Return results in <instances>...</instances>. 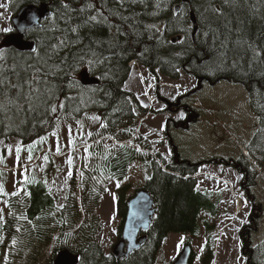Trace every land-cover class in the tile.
<instances>
[{
	"label": "trees",
	"instance_id": "obj_1",
	"mask_svg": "<svg viewBox=\"0 0 264 264\" xmlns=\"http://www.w3.org/2000/svg\"><path fill=\"white\" fill-rule=\"evenodd\" d=\"M14 2L18 4L17 10L24 5L45 3L51 17L39 28L26 32V39L36 45L35 52L0 46L3 55L0 59V142L14 140L28 145L50 135L61 121L80 118L88 112L94 113L102 124L97 130L93 129L82 154L80 198L71 189L59 207L45 183L37 181L9 199L7 221L0 225L3 241L0 254L4 248L5 264H14L24 249L31 251L34 259L40 252H50L49 264L61 250L77 255L78 264H156L168 235L194 236L200 226L211 228L201 216L216 217L217 205L207 193L197 190L193 176L213 161L232 167L243 176L241 183L251 212L255 215L259 212L248 190L249 184H256L251 168L236 158H210L199 163L181 160L171 133L173 127L186 131L191 126L188 118L192 119L190 113L195 112L188 103L181 104L182 98L225 83L245 90L250 111L260 121L253 146H263L260 137L264 136V0H187L188 23L193 11L198 27L194 36L191 27L186 35L181 26H175L170 9L153 16L155 0H125L123 6L115 0H91L95 10L108 16L109 22L88 27H79L88 13L76 11L84 7L86 0H65L73 9L65 18H61V0ZM180 3L181 0H175L173 6ZM209 4L218 11L205 13ZM109 9L118 10L119 15H109ZM201 13L208 18L207 25H202ZM151 24L159 26L160 32L145 27ZM166 25L173 26L166 28ZM72 28L78 30L73 32ZM3 36L0 33V45ZM172 36H181L183 42L172 44ZM131 61L157 83L159 76L178 80L181 73L196 81L195 87L175 102V107L180 103L178 108L188 114L187 118L183 122L166 121L162 133L172 150L170 163L159 153L145 154L143 151L152 152L154 146L141 135L131 141V145L140 150L131 145L106 148L99 141L106 136L118 142L131 140L138 127V114L147 113L136 97L123 88L130 75ZM83 70L98 79L99 84L82 86L78 75ZM46 88L51 89V96L44 94ZM50 107H56L57 111L51 112ZM78 145L76 143L75 148ZM247 150L251 152L250 148ZM135 163H145L150 171L148 180L139 189L144 188L152 197L155 216L145 244L127 258L116 260L105 255L95 242L100 228L96 210L106 184L125 179ZM70 181L72 188L76 187V176ZM127 189L126 186L117 190L119 231H122L127 210ZM80 207L84 218L79 213ZM251 230L253 226L248 225L239 232L242 254L246 264H264L262 255L250 245ZM7 240L10 248L5 247ZM213 260V245L208 241L200 264H212Z\"/></svg>",
	"mask_w": 264,
	"mask_h": 264
},
{
	"label": "rangeland",
	"instance_id": "obj_2",
	"mask_svg": "<svg viewBox=\"0 0 264 264\" xmlns=\"http://www.w3.org/2000/svg\"><path fill=\"white\" fill-rule=\"evenodd\" d=\"M17 8L18 4L14 0H0V33L11 32L5 29L12 30L10 21ZM139 69L142 80L136 74V70L131 69L124 90L135 94L141 106L153 113H150L148 120L140 126V135L152 143L154 154L162 152L170 162L172 150L169 144L166 146L168 141L162 136L165 130L163 127L167 118L173 119L174 122H183L187 118L188 114L178 108L180 103L178 107H175V102L193 89L195 79L181 73L178 81L159 76V83H155V80L143 68ZM144 89L148 92L144 93ZM162 100L167 101L166 104ZM180 102L181 104L188 103L195 113L191 112L192 119L188 118L192 126L189 134L172 128V143L178 148H175L176 154L181 160L186 159L191 163H199L210 158H236L251 169L257 168L256 171L254 170L256 184H249L248 190L259 207V212H256V215L251 214V205L244 192L241 175L232 167L220 165L218 161H213L215 165L203 166L197 177V189L207 193L210 200L217 205L216 217L207 214L201 216L209 222L211 229L207 230L204 226H200L194 238L188 234H170L162 245L156 264H171L187 241L192 243L193 252L196 253L193 264H199V258L203 252L202 247L207 237L212 243L215 242L213 264H245V258L241 256V242L238 233L246 224L253 226V230L249 232L251 247L264 258V144L262 147L261 145L253 146L252 140L260 121L258 122L257 117L250 111L245 90L240 86L221 83L213 88L206 87L199 94L182 98ZM167 109L174 113L171 114L166 111ZM144 115L138 114V122ZM93 117L97 116L88 112L80 118H68L61 121L50 135L39 138L28 145H22L14 140L0 142V185L3 186L4 192L8 193V195H0V217H2L0 224L7 221L8 201L14 196L12 194L23 193L25 187L31 182H44L49 192L55 196L59 207L63 205L71 189L77 193L78 198L81 197L80 174L77 175L78 166L93 129L97 130L102 124L99 118L93 119ZM262 130L264 132V128ZM260 138L264 143V136ZM57 142L60 147L59 154L56 152ZM76 143L80 145L75 148ZM17 147L21 149L19 160L16 154ZM246 147L250 148L252 153L248 150V156H243L240 148L246 150ZM9 149L11 152L8 151ZM29 155L32 157L31 160L28 159ZM147 155L152 156L150 153ZM45 156L48 157L47 161L44 160ZM68 159L72 160L71 165L68 164ZM69 172L72 176H76V187L74 188L70 181L72 176H68ZM149 176L150 171H147L145 163H135L129 168L125 179L119 182L109 181L106 184L96 210L100 228L95 235V242L102 248L105 255H110L121 235L118 229L120 218L117 213V190L127 186L125 197L130 198L136 190L143 186ZM237 201L239 208L236 207ZM80 213L85 215L81 211ZM249 217L253 218L254 222H249ZM181 237L184 238V242L177 249ZM8 241L5 243L6 248H10ZM2 245L0 235V251ZM30 254L31 251L24 249L13 263L49 264L50 252H40L35 259ZM0 258V264L7 263L4 248ZM9 260L11 261L12 257Z\"/></svg>",
	"mask_w": 264,
	"mask_h": 264
},
{
	"label": "water",
	"instance_id": "obj_3",
	"mask_svg": "<svg viewBox=\"0 0 264 264\" xmlns=\"http://www.w3.org/2000/svg\"><path fill=\"white\" fill-rule=\"evenodd\" d=\"M51 16V11L47 4L25 5L11 19L12 33L3 36L1 46L3 48H14L19 52H35L36 45L33 41L26 40L24 28H39L41 22ZM35 19H32V18ZM193 24L194 36L197 31V23L193 14L190 16ZM180 41L179 37L171 38L172 44ZM79 80L82 86H95L99 80L91 77L87 71L79 73ZM155 210L153 200L146 190L138 191L127 203V212L124 221L121 240L113 248L112 255L116 260L127 258L133 252L139 250L146 241V233L149 230ZM191 248L186 246L173 264H189ZM78 257L67 250L59 252L53 264H77Z\"/></svg>",
	"mask_w": 264,
	"mask_h": 264
},
{
	"label": "snow or ice",
	"instance_id": "obj_4",
	"mask_svg": "<svg viewBox=\"0 0 264 264\" xmlns=\"http://www.w3.org/2000/svg\"><path fill=\"white\" fill-rule=\"evenodd\" d=\"M116 3L120 4L121 6H123L125 0H115ZM233 2H235V0H233ZM175 3V0H155V8L156 11H154L152 13L153 16H157L160 14V12L162 11H166V10H171L172 12V21H174L175 26H181V30L185 32V34L187 35L188 32V28L191 27V25L188 23V16H187V8L185 6V3H180L177 4L175 6H173ZM102 7L104 6V3L102 2ZM60 8L62 10V17L61 18H65L68 15H70L73 12V9L71 7V4L65 2V0H61V4H60ZM76 11H78L79 13L83 14V13H88V15L84 18V20L82 21V24L79 27H88L92 24H108V16H105L101 11H96L95 10V6L94 4L91 2V0H86V3L84 5V7H81L79 9H77ZM211 11L213 13L217 12L218 10L215 8L211 7V4H209V7L206 8L204 10V12H208ZM108 14L109 15H119V11L118 10H112L109 9L108 10ZM32 19H35L34 17ZM66 22H68L66 20ZM201 22L202 25H207L208 24V18L204 15V13H201ZM169 26H173V25H166L165 27H169ZM210 27V25H208ZM147 29L152 30L155 29V31L157 33L160 32V27L155 25V24H151V25H146L145 26ZM31 27H27L24 28L23 31L25 32H29L31 31ZM78 29L77 28H72L71 31L76 32ZM119 31V29H117ZM5 31H11V29H5ZM205 35H207V33H204ZM181 43L183 41H180ZM251 47V46H250ZM33 51H35V49H33ZM258 55V53H257ZM3 58L2 53H0V59ZM89 63L91 64L92 62L89 61ZM43 83V81H42ZM45 95L47 96H51V89L46 88ZM0 111H2V106H0ZM50 111L55 113L57 111L56 107H50ZM93 119H98V117H93ZM70 131V130H69ZM53 135H55V133H53ZM69 141L71 143V137L69 136ZM20 148L17 147L16 149V154H17V160H19V152H20ZM9 152H11V149L8 150ZM87 151V149L85 150ZM56 152L57 154L60 153V147H59V143L57 142V146H56ZM29 160L32 159L31 155H29L28 157ZM48 157L45 156L44 160L47 161ZM68 164L71 165L72 164V160L68 159ZM68 176L71 177L72 173L69 172ZM119 186V185H117ZM0 195H8V193L4 192L3 186L0 185ZM12 195H17V193H13ZM0 219H2V217H0ZM19 231V229H18ZM184 242V238L181 237V240L179 242V244L177 245V249H179L180 245H182Z\"/></svg>",
	"mask_w": 264,
	"mask_h": 264
},
{
	"label": "bare ground",
	"instance_id": "obj_5",
	"mask_svg": "<svg viewBox=\"0 0 264 264\" xmlns=\"http://www.w3.org/2000/svg\"><path fill=\"white\" fill-rule=\"evenodd\" d=\"M186 1L187 0H181V3L183 2V3H186ZM191 14H193V16H194V13L193 12H191L190 13V16H191ZM191 18V17H190ZM190 21H189V23H191V28H192V32H193V24H192V22H191V19H189ZM198 28V27H197ZM197 32V31H196ZM193 36V35H192ZM173 37V36H172ZM180 38V41L182 40V38H181V36L179 37ZM31 41H33V40H31ZM180 41H178L177 43H179ZM176 44V43H175ZM194 46V45H193ZM186 48H188V47H186ZM36 50V49H35ZM188 51H189V49H188ZM196 64V63H195ZM73 88V87H72ZM239 208V207H238Z\"/></svg>",
	"mask_w": 264,
	"mask_h": 264
},
{
	"label": "crops",
	"instance_id": "obj_6",
	"mask_svg": "<svg viewBox=\"0 0 264 264\" xmlns=\"http://www.w3.org/2000/svg\"><path fill=\"white\" fill-rule=\"evenodd\" d=\"M192 129V128H191ZM191 131H189L188 133H190Z\"/></svg>",
	"mask_w": 264,
	"mask_h": 264
},
{
	"label": "flooded vegetation",
	"instance_id": "obj_7",
	"mask_svg": "<svg viewBox=\"0 0 264 264\" xmlns=\"http://www.w3.org/2000/svg\"><path fill=\"white\" fill-rule=\"evenodd\" d=\"M193 12V11H192ZM242 179H243V177H242Z\"/></svg>",
	"mask_w": 264,
	"mask_h": 264
}]
</instances>
